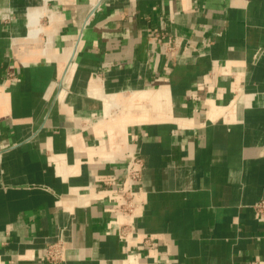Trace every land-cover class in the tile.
<instances>
[{"label":"crops","instance_id":"0c3cea01","mask_svg":"<svg viewBox=\"0 0 264 264\" xmlns=\"http://www.w3.org/2000/svg\"><path fill=\"white\" fill-rule=\"evenodd\" d=\"M260 200L264 0H0V264H264Z\"/></svg>","mask_w":264,"mask_h":264},{"label":"built area","instance_id":"2783aa9c","mask_svg":"<svg viewBox=\"0 0 264 264\" xmlns=\"http://www.w3.org/2000/svg\"><path fill=\"white\" fill-rule=\"evenodd\" d=\"M140 167V159L138 157L132 156L129 161L127 173L121 181L119 188L115 192V194L120 199V204L117 208V211L120 212L127 221L120 229L119 234L122 237L130 236L128 220L133 217L135 208L137 206V203L134 201L133 194L134 190L136 189L134 187L139 188ZM109 184V181L105 182V185ZM254 209L256 213L264 217V200L257 202L254 205ZM66 250L67 245L61 239L48 244L45 248L44 264H57L62 260Z\"/></svg>","mask_w":264,"mask_h":264},{"label":"bare ground","instance_id":"6f19581e","mask_svg":"<svg viewBox=\"0 0 264 264\" xmlns=\"http://www.w3.org/2000/svg\"><path fill=\"white\" fill-rule=\"evenodd\" d=\"M28 21H29V22H28V24H29V28L31 29V31H33V29H34V24H35V20L29 17V20H28ZM35 27H36V26H35Z\"/></svg>","mask_w":264,"mask_h":264}]
</instances>
